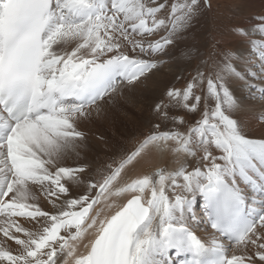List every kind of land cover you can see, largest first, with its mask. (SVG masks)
I'll use <instances>...</instances> for the list:
<instances>
[{
	"label": "snow or ice",
	"instance_id": "1",
	"mask_svg": "<svg viewBox=\"0 0 264 264\" xmlns=\"http://www.w3.org/2000/svg\"><path fill=\"white\" fill-rule=\"evenodd\" d=\"M209 8L0 0V264H264V112L259 138L230 115L242 108L234 82L264 105V13L234 24L237 47L168 90L151 130L99 178L88 163L62 166L86 141L80 126L158 70ZM166 148L183 154L178 168L122 176Z\"/></svg>",
	"mask_w": 264,
	"mask_h": 264
},
{
	"label": "bare ground",
	"instance_id": "2",
	"mask_svg": "<svg viewBox=\"0 0 264 264\" xmlns=\"http://www.w3.org/2000/svg\"><path fill=\"white\" fill-rule=\"evenodd\" d=\"M243 1L245 18L238 24L251 23L252 16L264 13V0ZM212 12L211 4V8L206 9L174 42V45L169 47V55L159 57L164 63L159 66L158 70H154L146 79L141 78L135 87L127 89L122 96L117 98L115 105L107 109L103 117L80 126L79 130L85 133L86 141L78 149L79 154L69 155L62 166L76 167L81 163H88L95 170V162L102 154L123 152V146L129 138L143 129L149 119L154 116V105L164 97L165 92L175 83L186 66H190L195 60H204L209 54L207 48L210 43L203 38V35L208 30L209 22L213 23ZM223 41L237 47L236 41L230 35V30L224 36ZM231 88L234 96L242 105L241 110L235 112L236 116L239 120L248 123L250 136L259 138L260 122L256 120V116L264 112V105L252 102L246 90L241 88L238 82L231 84ZM183 160L182 153H174L170 148L154 151L130 173H122V176L135 178L157 167H165L171 171L178 168ZM95 173L96 171L93 172L94 175ZM39 203L44 210H52L51 205L44 198H41ZM20 222L24 223V220L21 219ZM198 235H204V233L198 232Z\"/></svg>",
	"mask_w": 264,
	"mask_h": 264
},
{
	"label": "rangeland",
	"instance_id": "3",
	"mask_svg": "<svg viewBox=\"0 0 264 264\" xmlns=\"http://www.w3.org/2000/svg\"><path fill=\"white\" fill-rule=\"evenodd\" d=\"M212 7H213V12H212V20L213 23L209 22L208 30L205 31L203 38L205 40L209 41L208 45V53L204 60H195L194 63H191L190 66H186V69L182 72V74L177 78L175 83L170 87V88H182L186 82L191 78L192 75L195 74V70L199 67L202 70L207 69V64L204 62L210 61L211 59H214V53L216 51H219L222 47L223 48H233L235 49L236 46L231 44V43H226L224 42V36L231 30L232 26L234 24L240 23L244 18H245V13H244V1L243 0H210ZM221 37V38H220ZM215 38V39H214ZM223 39V40H222ZM219 41V43H217ZM205 90H206V84H205ZM231 87V85H230ZM168 91V90H167ZM164 94V97L161 98L160 100H165L167 101L166 93ZM233 91V90H232ZM198 94L201 96L205 95V91H201ZM234 95V93H233ZM236 111H233L230 113L234 119H238L236 116ZM182 115L184 113H181ZM154 116L149 119V121L146 123V126L141 129L137 134L129 138L128 142L123 146V152L120 154H102L97 162H95V170L96 171L95 175L97 178H99V172L105 171L104 166L108 163H112L114 159H118L119 156L124 153V152H130L135 149L137 146V142L141 140L153 127V124L157 122V116L154 111ZM185 119L187 121V124H192L196 119H199V112L196 114H188L185 116ZM168 128H175L177 125L169 123L167 125ZM184 126L180 127V130L183 131L186 128ZM125 149V150H124ZM99 161V162H98Z\"/></svg>",
	"mask_w": 264,
	"mask_h": 264
}]
</instances>
